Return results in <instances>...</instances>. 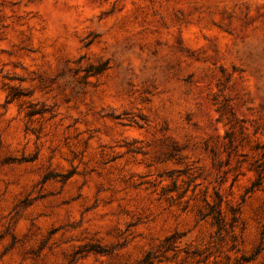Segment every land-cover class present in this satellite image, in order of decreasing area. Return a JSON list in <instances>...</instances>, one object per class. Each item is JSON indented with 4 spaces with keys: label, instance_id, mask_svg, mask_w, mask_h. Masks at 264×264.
<instances>
[{
    "label": "rangeland",
    "instance_id": "1",
    "mask_svg": "<svg viewBox=\"0 0 264 264\" xmlns=\"http://www.w3.org/2000/svg\"><path fill=\"white\" fill-rule=\"evenodd\" d=\"M256 146L264 0H0V264H264Z\"/></svg>",
    "mask_w": 264,
    "mask_h": 264
},
{
    "label": "trees",
    "instance_id": "2",
    "mask_svg": "<svg viewBox=\"0 0 264 264\" xmlns=\"http://www.w3.org/2000/svg\"><path fill=\"white\" fill-rule=\"evenodd\" d=\"M261 150L260 154L258 152V156L249 164V171H251L255 178L254 181L251 183V186L249 187V191H258L263 189L264 184V146H256L255 151ZM215 206H210V214L213 219V224L218 227V229H221L223 224V213L220 209L221 207V199L217 197V201L214 203ZM202 210L200 211L199 215L201 220L205 219L207 216H202ZM235 218V217H234ZM168 249V248H166ZM154 254L149 251L146 253V255L143 257L142 261L143 264H154L155 258L153 256Z\"/></svg>",
    "mask_w": 264,
    "mask_h": 264
}]
</instances>
